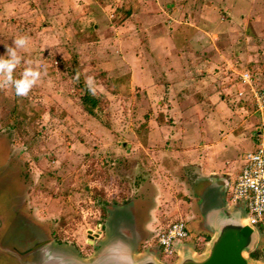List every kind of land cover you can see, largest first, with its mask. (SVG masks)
I'll return each instance as SVG.
<instances>
[{
    "label": "rangeland",
    "instance_id": "rangeland-1",
    "mask_svg": "<svg viewBox=\"0 0 264 264\" xmlns=\"http://www.w3.org/2000/svg\"><path fill=\"white\" fill-rule=\"evenodd\" d=\"M17 36L13 76L39 78L24 96L0 83V244L39 233L89 255L107 208L129 205L142 242L182 217L200 251L208 177L264 137L237 93L247 71L264 88V0H0V54Z\"/></svg>",
    "mask_w": 264,
    "mask_h": 264
},
{
    "label": "water",
    "instance_id": "water-1",
    "mask_svg": "<svg viewBox=\"0 0 264 264\" xmlns=\"http://www.w3.org/2000/svg\"><path fill=\"white\" fill-rule=\"evenodd\" d=\"M208 181L198 206L202 227L210 236L200 251L189 240L175 242L171 261L160 258L156 245L141 241L129 205L107 208L103 236L90 241L93 251L89 255L48 237L31 239L23 250L0 244V251L13 256L18 264H264V258L252 255L263 233L248 222L243 203H229L224 197L229 177L209 176ZM26 252L28 256L22 257Z\"/></svg>",
    "mask_w": 264,
    "mask_h": 264
},
{
    "label": "built area",
    "instance_id": "built-area-1",
    "mask_svg": "<svg viewBox=\"0 0 264 264\" xmlns=\"http://www.w3.org/2000/svg\"><path fill=\"white\" fill-rule=\"evenodd\" d=\"M248 71L239 73V88L237 93L242 98L248 94L254 104V110L264 111V88L257 87ZM243 89V90H242ZM263 129V128H262ZM262 129L259 133H263ZM254 147L241 157L238 171L230 175L228 187L224 193L229 203H243L248 222L260 230H264V137L258 134ZM151 237L146 245H156L160 258L171 261L175 256L174 244L177 241L189 240L185 219H178L164 224L156 234V242Z\"/></svg>",
    "mask_w": 264,
    "mask_h": 264
},
{
    "label": "clouds",
    "instance_id": "clouds-1",
    "mask_svg": "<svg viewBox=\"0 0 264 264\" xmlns=\"http://www.w3.org/2000/svg\"><path fill=\"white\" fill-rule=\"evenodd\" d=\"M26 43V37L17 36L0 54V83L10 86L16 96L26 95L39 78V72L33 67H25L18 77L13 76L14 69L21 61L17 49H23Z\"/></svg>",
    "mask_w": 264,
    "mask_h": 264
},
{
    "label": "trees",
    "instance_id": "trees-1",
    "mask_svg": "<svg viewBox=\"0 0 264 264\" xmlns=\"http://www.w3.org/2000/svg\"><path fill=\"white\" fill-rule=\"evenodd\" d=\"M98 103L99 97L92 94L89 89L85 90L84 93L81 95V104L84 107V110L91 115H95L94 108L97 107ZM252 255L254 257L259 256L257 251L252 253Z\"/></svg>",
    "mask_w": 264,
    "mask_h": 264
},
{
    "label": "flooded vegetation",
    "instance_id": "flooded-vegetation-1",
    "mask_svg": "<svg viewBox=\"0 0 264 264\" xmlns=\"http://www.w3.org/2000/svg\"><path fill=\"white\" fill-rule=\"evenodd\" d=\"M263 231V230H262ZM45 236H40L39 235V233H37V234H35V233H33V236H32V238L31 239H33V240H39V239H42V238H44ZM30 239V240H31ZM30 240L28 241V242H30ZM27 244H29V243H27ZM27 246V245H26ZM24 248H22V250H23ZM26 256H28V252H26V253H24L23 255H22V257H26Z\"/></svg>",
    "mask_w": 264,
    "mask_h": 264
},
{
    "label": "crops",
    "instance_id": "crops-1",
    "mask_svg": "<svg viewBox=\"0 0 264 264\" xmlns=\"http://www.w3.org/2000/svg\"><path fill=\"white\" fill-rule=\"evenodd\" d=\"M256 113H257V112H256ZM257 114H258L260 117H262V116H261L262 114H260V112H259V113H257ZM253 147H254V145H253ZM253 147H252V148H253Z\"/></svg>",
    "mask_w": 264,
    "mask_h": 264
}]
</instances>
